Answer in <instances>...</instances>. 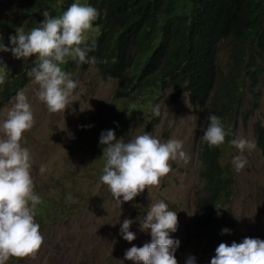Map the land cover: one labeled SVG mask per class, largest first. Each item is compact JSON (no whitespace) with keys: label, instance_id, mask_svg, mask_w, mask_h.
Segmentation results:
<instances>
[{"label":"rangeland","instance_id":"obj_1","mask_svg":"<svg viewBox=\"0 0 264 264\" xmlns=\"http://www.w3.org/2000/svg\"><path fill=\"white\" fill-rule=\"evenodd\" d=\"M33 1L0 0V35L6 46L11 47L8 37L15 35L17 28L28 32L34 28V23L36 27L43 20L41 16L33 27L28 26L30 16H24L23 12ZM90 34L95 37L96 31ZM229 55L228 42H222L218 64L226 74ZM35 62L34 55L17 59L10 51L0 52V76L4 81L7 75L22 73L26 67L29 71ZM61 68L78 81L71 96L74 100L71 108L66 107L64 113L47 110L37 99L38 85L30 76L28 85L21 90L33 108L35 120L33 127L22 134L21 144L31 155L34 193L48 198L51 207L41 213V219L35 215L44 238L39 249L24 257H9L6 264H133L124 259V252L132 245L139 247L150 240L149 232L140 229L139 219L146 215L150 203L160 200L177 213V229L170 233L180 241L175 253L177 264H184L189 254L196 257L197 264H209L215 248H210L209 242L196 233L194 222L195 203L205 186L200 176L199 151L210 107L192 104L186 93L177 96L171 87L162 88L160 95L143 92L135 100L137 104L130 107L123 100L114 99L118 81L102 75L96 67L78 65L65 69L61 65ZM2 84L0 121L15 98V95L7 100L3 97ZM241 84L246 93L245 103L232 122L239 125L223 149V162L234 175L232 194L224 200L221 213L233 231L232 239L226 244L233 240L239 243L244 237L264 239V150L257 145L256 133L257 122L264 126V74L260 73L255 79L242 76ZM140 104L142 106L138 107ZM155 104H159L160 114L154 117L151 110ZM102 120L109 129H114L117 138L128 139L147 131L161 141L180 139L188 161L184 163L179 158L169 161L171 170L160 178L158 185L145 188L133 200L119 205L107 185L99 180L104 164L102 151L94 146L74 144L79 137L93 136ZM89 124L92 126L81 127ZM240 138L253 142L255 147L239 152L230 141ZM235 155L247 160L238 172L231 163ZM125 217L134 221L130 230L135 233V239L131 242L118 232Z\"/></svg>","mask_w":264,"mask_h":264},{"label":"trees","instance_id":"obj_2","mask_svg":"<svg viewBox=\"0 0 264 264\" xmlns=\"http://www.w3.org/2000/svg\"><path fill=\"white\" fill-rule=\"evenodd\" d=\"M73 2L81 3L34 0L23 15L30 16L28 26L33 27L42 11L59 16ZM86 3L99 13L85 35V42L95 40L94 50L88 53L95 57V62L81 63L67 58L65 69L78 65L96 67L102 75L118 81L114 99L123 100L130 107L137 104L135 100L143 92L160 95L162 88L171 87L177 96L186 93L192 104L210 107V113L217 115L230 130V136L221 145L210 147L205 141L202 143L200 176L205 186L195 203L194 222L196 233L209 242L210 248L229 242L233 231L221 213L224 200L232 194L234 175L223 162V149L237 130L239 123H232L233 118L245 103L242 76L255 79L264 74V0H86ZM95 31L94 37L90 33ZM222 42H228L230 49L227 74L218 64ZM28 69L4 78L2 95L6 100L29 83ZM104 120L98 122L93 136L79 137L74 144L102 151L99 134L109 129ZM256 133L257 145L264 150V126L259 122ZM39 197L37 219L51 207L48 198ZM215 205L223 207L219 216ZM223 227L231 229V233L221 234Z\"/></svg>","mask_w":264,"mask_h":264},{"label":"clouds","instance_id":"obj_3","mask_svg":"<svg viewBox=\"0 0 264 264\" xmlns=\"http://www.w3.org/2000/svg\"><path fill=\"white\" fill-rule=\"evenodd\" d=\"M41 14L43 20L30 31L25 32L21 27L16 29L15 35H9L11 47L4 44L0 35V52L10 51L17 59L34 55L36 62L27 75L38 85L37 99L50 113H64L66 107L71 108L74 101L71 96L78 81L62 70L61 65L67 63V58L81 63L95 62V57L88 55L95 48V40L85 42V35L99 13L91 4L73 2L59 16H52L47 10ZM2 83L3 77L0 76ZM151 114L159 116V104L153 106ZM34 123L28 98L23 91H17L14 103L0 121V264H6L9 257L35 253L44 239L35 220V207L40 197L34 193L31 155L21 144L22 134ZM228 135L230 130L221 119L208 113L201 139L214 147L223 144ZM98 143L102 146L104 158L99 180L107 185L119 205L133 200L145 188L158 185L160 178L171 170L169 161L178 158L184 163L188 161L182 140L169 138L161 141L147 131L123 139L115 136L114 129H105L101 130ZM230 143L241 153L255 147L253 142L244 138L233 139ZM231 163L238 172L247 160L242 155H235ZM215 208L219 216V209L223 207L215 205ZM139 220L140 229L149 232L150 240L142 246L132 245L126 249L124 259L133 261V264H177L175 253L180 241L170 235L177 229L176 211L160 200L150 203L146 215ZM133 222L125 217L118 229L119 235L129 242L135 239V233L130 230ZM220 232L230 234L231 229L223 227ZM184 264H197L196 257L189 254ZM209 264H264V239L244 237L239 243L235 240L230 244L220 242Z\"/></svg>","mask_w":264,"mask_h":264}]
</instances>
